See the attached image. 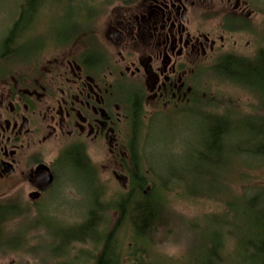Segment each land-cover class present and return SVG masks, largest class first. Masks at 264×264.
<instances>
[{
    "label": "rangeland",
    "instance_id": "1",
    "mask_svg": "<svg viewBox=\"0 0 264 264\" xmlns=\"http://www.w3.org/2000/svg\"><path fill=\"white\" fill-rule=\"evenodd\" d=\"M93 1L95 2L92 6L95 7L99 6L103 0ZM189 1L192 3L189 18L190 27L193 30L211 34L220 32L221 34L224 18L232 13L245 16L244 18L248 20L250 25L248 30L227 32L224 46L217 54L232 53L252 59L258 50L264 47V0ZM23 2L24 0H0V53L5 48L3 41L17 20ZM238 3L239 7L236 8ZM47 4L44 15L39 17L36 33L34 32L35 35L40 32L41 38H44L43 41L46 40L45 50L35 63L46 65L47 69L55 72L56 65L73 63L74 59L93 44V39L86 37L66 46L57 45L56 39H63L62 36L72 26L75 19L81 18L80 12L84 9V5L77 3V5L71 6L69 0H48ZM129 12L130 10L121 7L119 2H115L104 11L94 25L95 41L104 48L106 45L110 56L115 61L119 60L118 52L123 49L118 50L107 40V43L105 42L106 30L108 26L114 25L115 21L128 15ZM214 61V59L202 60L193 66L196 70L200 69L195 80L202 89V99H206L214 107L207 109L206 114H231L233 119L236 117L264 118V109L249 92L229 82L216 80L209 73H205ZM12 64L15 62L0 60V66H6V68H13ZM145 115H147L146 124L148 126L153 124V129L150 132L149 128L146 130L145 138L147 140L142 149L145 171L147 174L150 173L152 181H157L159 175L163 172L168 173L169 169L175 170L181 177L184 175L191 191L195 190L197 194L190 195L181 190H174L166 196L168 208L171 214L181 218L180 220H185L188 225L198 222L200 226L195 242L190 237L186 238L188 241L180 239L181 241L177 243L162 239L157 245L154 257L169 262L161 264H198L204 256L205 242L202 232L205 229L211 232L212 228L219 229L216 220L213 221L214 219L209 216L227 214L228 198L235 200L237 197L243 196L245 191L258 185H264V164L250 167L237 165L235 163L240 161L238 157L234 152L228 153L221 160L222 167L216 169L207 166L214 175H218L217 179L213 177L215 182H212L211 178L204 175L206 170L203 168L206 163L199 156L194 155L195 150H203L206 120L194 114ZM123 116L124 114H122ZM119 130L122 150L113 155L105 142V159L102 155L92 158L99 169L95 187L92 177L80 173L74 166H68L66 171L58 168L59 179L54 191L35 206L30 205L31 209L24 216H17L12 222L5 225L4 229L0 230L1 242H6L9 238L14 237L24 238L26 241L24 251L0 248V264H39L31 256H33V249L42 247L45 250L49 242L53 240L47 236V230L54 236L55 230L57 231L61 227L74 228L83 224L89 211L95 206L94 195L99 193L96 189L104 191L102 196L104 203L105 198L112 201L127 192V165L125 164L129 161V150L125 147H127L130 137L128 120L124 117L119 124ZM234 136L239 138L235 141L242 139L246 142L249 139V134L244 127L235 130ZM70 140L66 135L56 134L41 146L32 148V151H42L46 161L52 162L57 158L61 145L69 143ZM27 154L29 153L27 152ZM246 162L252 161L246 160ZM225 163H227L226 167ZM222 178L225 181L223 189H220L222 188L220 187ZM202 193L209 194V197ZM30 202L28 197L22 199L23 205H29ZM117 217V213L111 211L109 215L111 228ZM37 219L46 228L29 232L30 223H34ZM98 254L99 251L92 243L76 244L70 248L68 255L58 258L56 262L59 264H92V258L91 262H88L89 257ZM154 262L153 264H157Z\"/></svg>",
    "mask_w": 264,
    "mask_h": 264
},
{
    "label": "flooded vegetation",
    "instance_id": "2",
    "mask_svg": "<svg viewBox=\"0 0 264 264\" xmlns=\"http://www.w3.org/2000/svg\"><path fill=\"white\" fill-rule=\"evenodd\" d=\"M141 1L120 4L129 14L107 27L105 42L124 51L115 61L105 45L108 55L100 77L87 72L78 58L56 65L55 72L23 59L13 68L0 66V213L5 215L0 230L14 220L9 214L23 216L54 191L58 168H76L73 161L83 168L91 164L98 181L92 158L105 159V142L113 155L122 150L119 124L123 117L128 120L127 114H190L194 92L202 91L195 80L200 69L193 66L226 55L217 53L227 32L223 26L221 34L191 29L189 0ZM56 134L71 140L47 162L42 151L32 148ZM41 165L54 177L47 192L36 188ZM26 197L29 205L22 204Z\"/></svg>",
    "mask_w": 264,
    "mask_h": 264
},
{
    "label": "trees",
    "instance_id": "3",
    "mask_svg": "<svg viewBox=\"0 0 264 264\" xmlns=\"http://www.w3.org/2000/svg\"><path fill=\"white\" fill-rule=\"evenodd\" d=\"M137 1L103 0L99 6L94 7L93 0H69L71 6L83 4L84 9L80 12L81 18L75 19L62 36L63 39L57 38L55 43L66 46L82 38L93 39V44L78 57V62L87 72L100 77L105 71V55L108 54L105 53V48L95 41L94 25L115 2L131 6ZM47 2L48 0H24L17 20L3 41L5 48L0 53V60L16 63L23 59L25 63H35L45 50L46 40L43 41L40 32L37 36L34 32L39 17L44 15L48 6ZM249 27V22L244 17L229 14L224 18L223 30L226 32L248 30ZM205 73H209L216 80L229 82L249 92L264 109V47H261L252 59L232 53L221 56ZM191 100L187 111L206 120L203 150L194 152V155L206 163L203 168L206 170L205 177L215 182L213 177L217 179L218 175H214L207 166L216 169L222 167L221 160L231 152L240 160L235 163L237 165L250 167L264 164V118L233 119L231 114H206L207 109L214 107L206 99H202L201 90L199 93L194 92ZM127 116L130 137L127 145L129 161L125 164L127 192L112 201L105 198L104 203L102 192L95 188L99 193L94 195L95 206L89 211L86 221L74 228L61 227L55 230L54 236L47 230V236L50 237L47 238L53 240L45 250L42 247L33 249L31 257L37 263L59 264L56 262L58 258L68 255L73 245L87 243H92L99 251L98 255L89 257L88 262L90 263L92 258V264H153L154 261L157 264L169 263L154 257L157 245L162 239L175 243L182 239L185 241L187 237L193 242L197 240L200 231L198 222L188 225L185 220L171 214L166 200L167 194L174 190H181L190 195L197 194L196 191H191L184 175L179 176L175 170L169 169L168 173L159 175L157 181L151 180L150 173L145 171L142 149L147 140L146 130L149 128L150 132L153 124H146L145 114ZM243 127L247 130L249 139L246 142L242 139L235 141L239 138H235L234 131ZM246 160L252 162L247 163ZM73 162L80 173L92 177L95 187L97 175L94 166L90 164L83 168L79 161ZM223 178L220 189H223ZM203 195L209 197V194ZM228 199L227 214L209 216L213 221L216 220L219 229L212 228V232L205 229L203 234L201 233L205 246L204 256L198 264H264V185L245 191L243 196L235 200ZM111 211L118 215L112 228L109 224ZM2 214L0 213V223L5 216ZM17 216L21 215L12 212L7 217L14 219ZM38 220L30 223L29 232L46 228ZM25 245L24 238L14 237L6 242L0 241L1 249L11 251H24Z\"/></svg>",
    "mask_w": 264,
    "mask_h": 264
},
{
    "label": "water",
    "instance_id": "4",
    "mask_svg": "<svg viewBox=\"0 0 264 264\" xmlns=\"http://www.w3.org/2000/svg\"><path fill=\"white\" fill-rule=\"evenodd\" d=\"M35 180L36 188L40 192H47L53 184L54 177L47 166L41 165L35 172Z\"/></svg>",
    "mask_w": 264,
    "mask_h": 264
}]
</instances>
